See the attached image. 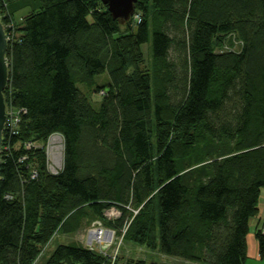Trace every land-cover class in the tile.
Masks as SVG:
<instances>
[{"label": "trees", "instance_id": "obj_1", "mask_svg": "<svg viewBox=\"0 0 264 264\" xmlns=\"http://www.w3.org/2000/svg\"><path fill=\"white\" fill-rule=\"evenodd\" d=\"M0 14L14 32L4 97L24 110L1 147L0 264H36L89 219L187 263L245 264L264 188V0H138L141 21L125 25L102 0H0ZM53 133L57 175L24 148ZM122 260L69 243L44 264Z\"/></svg>", "mask_w": 264, "mask_h": 264}, {"label": "rangeland", "instance_id": "obj_2", "mask_svg": "<svg viewBox=\"0 0 264 264\" xmlns=\"http://www.w3.org/2000/svg\"><path fill=\"white\" fill-rule=\"evenodd\" d=\"M29 11H30L29 8H25L17 12L16 14L17 20H19L24 15H26ZM142 48L144 50L146 57L148 58L149 50L150 51L152 50V41L150 40L148 43L144 44ZM95 80H96V85L102 82H106L108 81V75L107 74L97 75L95 77ZM78 87L89 97L93 107L98 109L102 102L101 95L93 94L91 90L89 89V87L85 84H78ZM1 147H2V143H1ZM116 210L117 209L114 208V209L106 211L107 215L110 218L118 216L116 215L117 213ZM96 221L98 220H93V219L85 220L83 222L82 228L76 233L60 232L51 241L48 249L47 248L45 249L44 254L40 258L38 264H43V262H45L49 258V256L52 254L54 249L59 244L81 243L87 247L88 242L90 241V238H91L89 236L90 230L93 228V226H95V224L97 223ZM93 248H94L93 250H96L105 256L112 257L113 261H115V258L119 256L121 259H123L122 262H120L119 264H125L124 261H126L127 259L144 260L146 264L150 262H156L158 264H189L180 258L170 256V255H165L159 252L158 250L153 251L144 246H139L134 243L125 242L123 241L121 236H119L116 233H115L114 238L110 241V244L106 247H103V249L105 248L104 250H101L102 246L95 242H94Z\"/></svg>", "mask_w": 264, "mask_h": 264}, {"label": "built area", "instance_id": "obj_3", "mask_svg": "<svg viewBox=\"0 0 264 264\" xmlns=\"http://www.w3.org/2000/svg\"><path fill=\"white\" fill-rule=\"evenodd\" d=\"M134 19L136 20V22H140L141 15L135 14ZM8 27L12 28V25L10 24L8 25ZM6 36H7V40L9 44V41L14 37L13 29L10 31H7ZM238 45H239V42L236 41L234 46L230 45L231 47H229L228 45H226L224 49L228 51L236 50L238 48L237 47ZM22 112H24L23 109H16L14 106L6 105V121L4 124L3 134L5 131L10 132L12 135H15L18 133L19 124L21 122V115L23 114ZM3 139H4V136H3ZM24 148L27 150H32L36 148L43 149L45 153V164H46V168L48 172L52 175H57L62 172L63 167H64V150H65V142H64V137L62 134L53 133L47 138L45 142H42V143L37 142V141L36 142H33V141L26 142L24 145ZM1 153H2V149H0V154ZM23 159H26V157H23L22 160ZM37 176H38L37 171L33 170L31 177L36 178ZM116 211H117L116 215H118L116 217L110 218L107 215L106 211H105V216L110 220L117 219L121 215V213L118 210ZM96 222H97L96 224L98 225L95 224V226H93V228L90 230L89 236L91 238H90V241L88 242L87 247L93 250L94 242H95L102 246L101 250H104L105 248L103 249V247H106L110 244V241L114 238L116 231L114 229L104 226L103 223L99 220ZM261 230L264 233V227H262Z\"/></svg>", "mask_w": 264, "mask_h": 264}, {"label": "water", "instance_id": "obj_4", "mask_svg": "<svg viewBox=\"0 0 264 264\" xmlns=\"http://www.w3.org/2000/svg\"><path fill=\"white\" fill-rule=\"evenodd\" d=\"M138 0H102L108 6L112 16L122 25L129 23L135 13V7ZM8 40L6 31L2 23L0 14V149L3 139V129L6 121V101L4 90L9 82V68L7 61ZM147 264H158L150 262Z\"/></svg>", "mask_w": 264, "mask_h": 264}, {"label": "crops", "instance_id": "obj_5", "mask_svg": "<svg viewBox=\"0 0 264 264\" xmlns=\"http://www.w3.org/2000/svg\"><path fill=\"white\" fill-rule=\"evenodd\" d=\"M263 226H264V188L262 189L259 198V212L255 217L251 218L249 222V232L246 237L247 253H246L245 264H264V258H262L259 253V245L257 239V233ZM38 263L39 261L36 264ZM44 263L45 262H43V264Z\"/></svg>", "mask_w": 264, "mask_h": 264}, {"label": "bare ground", "instance_id": "obj_6", "mask_svg": "<svg viewBox=\"0 0 264 264\" xmlns=\"http://www.w3.org/2000/svg\"><path fill=\"white\" fill-rule=\"evenodd\" d=\"M134 16V15H133Z\"/></svg>", "mask_w": 264, "mask_h": 264}]
</instances>
